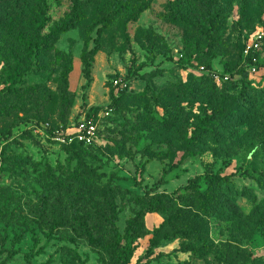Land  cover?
Returning a JSON list of instances; mask_svg holds the SVG:
<instances>
[{
	"label": "rangeland",
	"instance_id": "rangeland-1",
	"mask_svg": "<svg viewBox=\"0 0 264 264\" xmlns=\"http://www.w3.org/2000/svg\"><path fill=\"white\" fill-rule=\"evenodd\" d=\"M259 31L264 0H0V264H119L138 212L129 264H264V43L257 72L242 56ZM91 107L95 143L67 148L57 132Z\"/></svg>",
	"mask_w": 264,
	"mask_h": 264
},
{
	"label": "trees",
	"instance_id": "trees-1",
	"mask_svg": "<svg viewBox=\"0 0 264 264\" xmlns=\"http://www.w3.org/2000/svg\"><path fill=\"white\" fill-rule=\"evenodd\" d=\"M146 8H148V4H144L142 3L138 10H137V15H140ZM126 9V4L124 6L120 5L119 3H117L114 8L108 13V15L105 16V20L106 22H110L111 20L113 19H116V18H120L121 14L123 13V11ZM76 25L75 23V20H71L69 23L63 25L61 27V30L62 31H68L72 28H74ZM44 28V23L42 21L39 20H36L35 21V33L37 35H39L38 37L40 39H42L41 41L39 39L35 40V41H32V40H29V39H25L23 44L24 46L27 48V50L29 51L30 53V56H34L35 53L38 52V50L41 48V45L45 42H47L49 40V37L48 36H44L41 34L42 30ZM244 49H245V46H243L242 48V56H243V59L244 63H246L247 65L246 66H249L251 63H252V57L249 56V57H245L244 56ZM99 50V47L98 45H96L95 47H93L92 49L88 50V51H85L82 55V58H83V61L85 63V74H86V78L87 80L90 82L91 81V68H92V57L98 52ZM246 66L244 67L246 70ZM244 68H241L240 70H238V74H242L244 77H247L248 75V71H245ZM206 69L207 71L209 72V74L207 75H203L202 78H210L212 76V73L214 72L213 69H212V66L210 64H208L206 66ZM27 73V70H23L21 72V76H24L25 74ZM226 76H228L227 74H225ZM230 75H234V73H230ZM225 76V77H226ZM243 77V78H244ZM227 81H230V76H228V80ZM226 80H224V82L226 83L227 82ZM16 81L14 80L13 84H15ZM186 87V86H185ZM204 87V86H203ZM205 88L207 89V87L205 86ZM200 88L199 86H195L193 91L195 93H197V96H200ZM124 92H127V88H120L119 89V93H124ZM118 100H119V97H114L112 95V102L111 104L109 105V108L111 109H114L118 106ZM230 110L231 108H227L224 107L222 109H218L217 112H220L218 114H215V115H211V116H207L206 119H202L200 121V123L198 124V126L192 130V137L191 139H194L196 137V134L198 133V131H200V129H206L208 130L209 129V124H211L212 122H214L215 120L219 119L222 114L225 112V113H230ZM100 111V108H96V107H91L87 114L90 116L92 114H97L98 112ZM163 127V125H162ZM172 126L170 125V123L168 121H166V125H165V128H171ZM81 143H74V144H71V145H68L67 148H75L76 146H82L83 144ZM178 163H172L171 166H169V168L167 169H164V175H163V178L160 180V182H165V178L168 174H170L178 165ZM200 178H196L194 182H197ZM205 179L207 182H223L225 180H229L230 179V176H227V175H222L220 173H216V174H207L205 175ZM159 210L158 207H151V209H149L148 211H151V212H155ZM145 215L146 213L145 212H138L136 214V216L134 217V219L130 222V224L128 225L126 231H125V234H118L116 236L117 240L114 241L113 243V249L116 251L117 253V260L119 262V264H129L130 261L132 260V257L134 255V252L136 250V247H134V244H135V241L133 240V237H135V231L138 230V228L140 226H144V222H145ZM118 264V263H117Z\"/></svg>",
	"mask_w": 264,
	"mask_h": 264
},
{
	"label": "built area",
	"instance_id": "built-area-1",
	"mask_svg": "<svg viewBox=\"0 0 264 264\" xmlns=\"http://www.w3.org/2000/svg\"><path fill=\"white\" fill-rule=\"evenodd\" d=\"M264 43V31H259L253 42L250 45L245 46L244 56L252 57V63L249 65L248 70L250 72H257V52L261 49ZM223 80H228V76ZM115 85L118 88H129V83H123L122 80H116ZM108 114V111H107ZM101 117V113L88 115L85 114L79 122L74 126L73 130L67 129L66 131L57 132V139L63 144L81 143L85 146H91L95 143L98 136V120Z\"/></svg>",
	"mask_w": 264,
	"mask_h": 264
}]
</instances>
